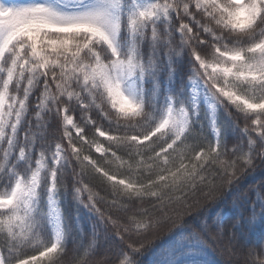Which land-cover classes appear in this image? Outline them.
<instances>
[{
	"label": "snow or ice",
	"instance_id": "1",
	"mask_svg": "<svg viewBox=\"0 0 264 264\" xmlns=\"http://www.w3.org/2000/svg\"><path fill=\"white\" fill-rule=\"evenodd\" d=\"M69 254L264 264V0H0V264Z\"/></svg>",
	"mask_w": 264,
	"mask_h": 264
},
{
	"label": "trees",
	"instance_id": "2",
	"mask_svg": "<svg viewBox=\"0 0 264 264\" xmlns=\"http://www.w3.org/2000/svg\"><path fill=\"white\" fill-rule=\"evenodd\" d=\"M259 180H260V177L257 176V177H253L251 178L249 181L246 182L245 184V187H247L248 185L250 184H257L259 183ZM101 195H103V193H101ZM250 195H254L253 193H250ZM71 255L69 254L66 258H65V261H66V264H71Z\"/></svg>",
	"mask_w": 264,
	"mask_h": 264
}]
</instances>
